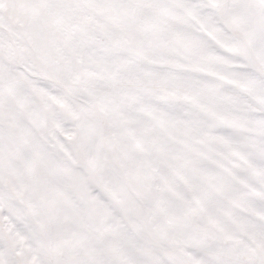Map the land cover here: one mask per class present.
<instances>
[{"label":"snow or ice","instance_id":"obj_1","mask_svg":"<svg viewBox=\"0 0 264 264\" xmlns=\"http://www.w3.org/2000/svg\"><path fill=\"white\" fill-rule=\"evenodd\" d=\"M0 264H264V0H0Z\"/></svg>","mask_w":264,"mask_h":264}]
</instances>
